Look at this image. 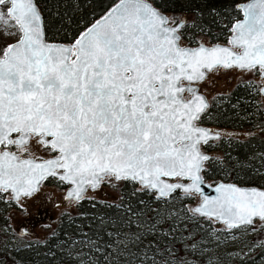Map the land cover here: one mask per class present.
Instances as JSON below:
<instances>
[{"label": "snow or ice", "instance_id": "obj_1", "mask_svg": "<svg viewBox=\"0 0 264 264\" xmlns=\"http://www.w3.org/2000/svg\"><path fill=\"white\" fill-rule=\"evenodd\" d=\"M241 11L245 19L232 26L229 46L191 49L180 46V26L169 27L150 0H120L71 47H57L44 41L34 0H0V29L19 34L0 51V200L30 198L50 177L74 186L67 201L113 178L154 190L157 199L178 189L200 192L209 158L199 145L211 137L196 124L207 103L191 84L216 68L264 78V0ZM33 139L58 154L37 162L4 150L27 153ZM216 191L217 198L190 209L193 216L264 233V191L233 185ZM156 232L150 227L124 245L129 256L135 249L128 264H194L195 245L161 247Z\"/></svg>", "mask_w": 264, "mask_h": 264}, {"label": "trees", "instance_id": "obj_2", "mask_svg": "<svg viewBox=\"0 0 264 264\" xmlns=\"http://www.w3.org/2000/svg\"><path fill=\"white\" fill-rule=\"evenodd\" d=\"M43 21L44 37L48 40L70 41L92 20L101 15L116 0H34ZM165 12L180 13L179 29L188 44L196 34L208 42L226 40L231 22L240 15L236 3L240 0H150ZM252 84L239 82L213 96L199 116L204 124L224 127L231 132L240 127L251 131L246 136H221L207 149L217 154L204 162L202 176L215 181L221 178L238 184L264 187V110L256 107ZM262 159V160H261ZM45 180L44 182H47ZM9 196V195H8ZM192 194L179 190L157 199L153 192L131 180L118 182L114 198L84 196L74 203L72 211H62L55 223L42 236H33L31 226L51 218L47 208H37L30 220L10 225L9 197L0 200V264H128L133 255L123 250L132 245L137 235L155 226L161 247H187L194 255V264H264V233L238 237L237 249L224 248L227 235H238L221 224L199 215L189 207ZM70 201L62 194L54 205ZM157 213L160 215L158 216ZM161 216L166 217L161 221ZM34 220V222H32ZM218 227V228H212ZM97 246L100 250L97 251ZM207 247L213 250L208 252ZM118 249L120 250L118 253Z\"/></svg>", "mask_w": 264, "mask_h": 264}, {"label": "rangeland", "instance_id": "obj_3", "mask_svg": "<svg viewBox=\"0 0 264 264\" xmlns=\"http://www.w3.org/2000/svg\"><path fill=\"white\" fill-rule=\"evenodd\" d=\"M168 19L170 22H174L180 18V13H172L167 12ZM12 33V34H9ZM18 36V33H16L15 29H9L7 31L0 29V51H2L6 44L14 39H16ZM200 41L208 42L207 39L200 35L196 34L195 41L192 44H188L186 40L182 39L180 40L181 45H193ZM262 79L258 77V74L255 72H247L242 71L240 69H220L216 68L212 71L208 72L205 78L198 82V89L206 95L208 101L210 102L214 95L221 93L225 90L230 89L234 84L239 82H245L252 84V94L254 96V101L256 103V107L261 108L264 110V96H261L258 92V88L261 84ZM244 131H248L247 128L240 127L237 130H234L231 132L229 129H221L220 136H234V137H240ZM214 142V140L212 141ZM203 148V147H202ZM7 149H11L15 151L16 153L20 154H26L21 153L18 151L17 148L14 146H11ZM203 150H206L203 148ZM207 151V150H206ZM30 154V156H33L34 158H44L48 155H51L53 151L50 148H47L43 145L36 144L35 139H33L30 142V150L27 152ZM214 154H217L216 149H212L210 151V155L214 156ZM262 160V159H261ZM264 160V159H263ZM263 170H259L258 172H262V175L258 178V180L264 179V166H262ZM223 180L221 178H217L216 180ZM215 180V181H216ZM209 182H214L212 180H208ZM118 182L114 179H109L103 181L97 189H94L93 191H87L85 196L93 197V198H99L104 196V193H108L110 198H114L116 196L117 190H118ZM64 190V184H62L59 180L54 178H49L47 182H43L39 190L34 193V195L30 198L22 197L20 202L17 203L16 201H13V204L8 208L7 215L10 220V225L13 228H17L19 224H24L30 220L28 218L29 216H32L36 213L37 208H43L45 206L47 208V211L51 213V218L43 221H39L35 223L33 226H31V233L33 236H42L43 234L47 233L49 229L52 227V225L55 223V220L58 216V214L62 211H72L75 209L73 202L64 203L61 202L58 205H54L55 200L59 198V196L62 194ZM9 194H4V198L9 197ZM193 200L192 203L196 201L197 197L196 195L192 194ZM26 209V210H25ZM35 219H33L32 222H34ZM212 221L213 224L216 225L217 222ZM212 228H218V227H212ZM234 233H240L238 235H227L226 243H223L224 248H232L233 251L237 249V244H239L241 241H235L240 236H245L248 234L253 233H244L242 230L233 229ZM261 233V232H256ZM212 247H207V251H212Z\"/></svg>", "mask_w": 264, "mask_h": 264}, {"label": "water", "instance_id": "obj_4", "mask_svg": "<svg viewBox=\"0 0 264 264\" xmlns=\"http://www.w3.org/2000/svg\"><path fill=\"white\" fill-rule=\"evenodd\" d=\"M35 2V1H34ZM120 3V0H116L114 3H112L101 15H99L98 17H96L94 20H92L81 32H79L72 40H70V41H67V42H64V41H57V40H48V39H46L45 37H44V41L46 42V43H48V44H50V45H54V46H57V47H71L73 44H74V42H75V40L82 34V33H84L85 32V30L86 29H88V28H90V27H92V26H94V25H96L97 23H102L103 22V18H105L109 13H110V11L113 9V8H115L118 4ZM150 3L152 4V6L153 7H155V8H158L162 13H163V15L164 16H166L167 18H168V14H167V12H165V11H163V10H161L158 6H156V5H154L151 1H150ZM250 3H253V0H240V1H238L237 3H236V7H237V9L239 10V13H240V15H239V17L237 18V19H235V20H233L232 22H231V24H230V26H229V32H228V34H227V37H226V40L225 41H222V42H203V41H200V42H198V43H196V44H193V45H181L180 44V46L181 47H187V48H191V49H195V48H197V47H199V46H201V45H203V46H205V47H211V46H214V45H216V46H229L228 45V40L232 37V35H233V32L231 31V29H232V26L234 25V24H236L238 21L239 22H242V21H244V19H245V16H244V13H243V11H241V9L243 8V7H245L246 5H248V4H250ZM36 4V3H35ZM36 6H37V4H36ZM37 9H38V11H39V13H40V16H41V24H42V28H43V21H42V15H41V12H40V10H39V8H38V6H37ZM183 16H180V18L178 19V20H176V21H174V22H170V24H169V27H176L177 25H179V26H181L182 25V23H183ZM182 22V23H181ZM180 29V28H179ZM179 34V33H178ZM180 35V34H179ZM19 39V34H18V36H17V38L16 39H14V40H12V41H10V42H8L7 44H6V46L7 45H9V44H15L16 42H17V40ZM5 46V47H6ZM237 51H239V49H236ZM235 69H238V68H235ZM205 72H206V75H207V73H208V71L207 70H204ZM205 75V76H206ZM258 77L259 78H261V76L258 74ZM262 79V81H261V84H260V86H259V88H258V92H259V94L261 95V96H264V78H261ZM199 81H197V82H193L192 84H191V87L192 88H194V89H196L197 90V92H198V94H200L201 96H203V98L205 99V101H206V103H207V106H208V104H209V101H208V99H207V97H206V95L203 93V92H201V91H199L198 89H197V83H198ZM185 86H188L187 85V82H185ZM185 95V99H190L191 98V96H190V94L189 93H185L184 94ZM196 124H197V126L198 127H200L201 129H204V130H206L208 133H210V139L209 140H212V139H217L218 137H219V131L215 128V127H213L212 125H209V124H203V123H197L196 122ZM16 135L17 134H15V135H13V138H16ZM49 140L50 139H52L51 137H49L48 138ZM203 144V142H201V144L199 145V149H200V151H201V153L203 154V155H205V156H207L208 158L210 157V153L208 152V151H206V150H203V148H202V145ZM4 150H6V151H9V152H11V153H13V154H16L17 156H18V154L16 153V152H14L13 150H9V149H4ZM58 153H56V152H54L53 151V153L51 154V155H48V156H46V157H44V158H34V157H32V156H23V157H20V159H37V162H40L41 160H44V159H49V158H51L52 156H54V155H57ZM205 162V161H204ZM204 162H203V164H202V169H203V166H204ZM200 176H201V183H200V185H199V187H200V189H201V191L200 192H195V193H192V194H194V195H196V197H197V199H196V201L195 202H193L192 204H191V206L189 207V210L190 209H192V208H195V207H197V206H199L200 204H202L203 202H204V199H205V197H207V198H209V199H215V198H217L220 194L216 191V188L219 186V185H225V186H228V185H233V186H236V187H239V188H241V189H246V190H251V189H256V190H260V191H264V187H262V186H258V185H254V184H238V183H236V182H233V181H227V180H216V181H214V182H209L208 180H206L203 176H202V170H201V172H200V174H199ZM54 179H56V178H54ZM114 179V178H113ZM165 179H167V178H165ZM115 180V179H114ZM132 181V180H131ZM44 182V181H43ZM43 182H41V184L43 183ZM134 182V181H133ZM168 182H175V181H172V180H169ZM182 183H188V184H191V181H181ZM138 186H140V187H142L139 183H137V182H135ZM40 184V185H41ZM40 185H39V187H40ZM74 186L73 185H68V184H64V190H63V192H62V198L67 194V192L69 191V190H71L72 188H73ZM99 186H97L96 188H93V187H91L90 185H88V186H86V190L84 191V193L82 194L83 195V197L85 196V194H86V192L87 191H93L94 189H97ZM148 190H150V191H152L153 192V194H154V196L155 197H157L158 196V193L157 192H155L154 190H151V189H148ZM179 190V189H178ZM179 191H181V192H183L182 190H179ZM9 198H10V194H9ZM11 201H14L15 202V200H12V199H10ZM73 201H75V200H73ZM206 218V217H205ZM208 219V218H207ZM213 221H215V222H217V223H219V224H221L222 226H224L225 227V225L222 223V222H219V221H217V220H215V219H212ZM226 228V227H225ZM263 240H264V236H263Z\"/></svg>", "mask_w": 264, "mask_h": 264}, {"label": "flooded vegetation", "instance_id": "obj_5", "mask_svg": "<svg viewBox=\"0 0 264 264\" xmlns=\"http://www.w3.org/2000/svg\"><path fill=\"white\" fill-rule=\"evenodd\" d=\"M181 27V26H180ZM220 69H223V68H220ZM197 85V89H198V83L196 84ZM199 90V89H198ZM200 91V90H199ZM202 92V91H201ZM204 93V92H203ZM202 113H200V115H201ZM199 115V116H200ZM197 123H202V122H200L199 121V119L196 121ZM204 124V123H203ZM213 126V125H212ZM213 127H215L218 131H219V134H220V131H221V129H224V127H220V126H213ZM249 133H251V131L250 130H248V131H244L243 133H242V135L243 136H246V135H248ZM13 135H15V134H13ZM221 136L219 135V137L218 138H220ZM217 138V139H218ZM217 139H212V140H208V142L207 143H203L201 146L204 148V149H206L209 153H210V151L212 150V149H207L206 148V146H208V145H211L212 144V141L214 140H217ZM15 147V146H14ZM16 148V147H15Z\"/></svg>", "mask_w": 264, "mask_h": 264}, {"label": "built area", "instance_id": "obj_6", "mask_svg": "<svg viewBox=\"0 0 264 264\" xmlns=\"http://www.w3.org/2000/svg\"><path fill=\"white\" fill-rule=\"evenodd\" d=\"M18 154V156H20V157H23V156H30V154H28V153H26V154H20V153H17Z\"/></svg>", "mask_w": 264, "mask_h": 264}]
</instances>
